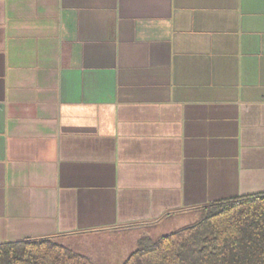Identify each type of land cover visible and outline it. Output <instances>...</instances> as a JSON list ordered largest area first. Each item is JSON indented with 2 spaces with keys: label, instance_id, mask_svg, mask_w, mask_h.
Segmentation results:
<instances>
[{
  "label": "crops",
  "instance_id": "0c3cea01",
  "mask_svg": "<svg viewBox=\"0 0 264 264\" xmlns=\"http://www.w3.org/2000/svg\"><path fill=\"white\" fill-rule=\"evenodd\" d=\"M259 192L264 0H0V243Z\"/></svg>",
  "mask_w": 264,
  "mask_h": 264
},
{
  "label": "trees",
  "instance_id": "16d2710c",
  "mask_svg": "<svg viewBox=\"0 0 264 264\" xmlns=\"http://www.w3.org/2000/svg\"><path fill=\"white\" fill-rule=\"evenodd\" d=\"M198 219L157 237L143 236L121 264H264V192L194 209ZM0 243V264H98L59 239Z\"/></svg>",
  "mask_w": 264,
  "mask_h": 264
},
{
  "label": "rangeland",
  "instance_id": "374dc122",
  "mask_svg": "<svg viewBox=\"0 0 264 264\" xmlns=\"http://www.w3.org/2000/svg\"><path fill=\"white\" fill-rule=\"evenodd\" d=\"M198 217L197 213H193L182 218L165 220L158 226L122 231L99 230L77 235H68L67 237L59 239V241L73 250L91 257L98 264H121L136 248L137 240L140 237H157L170 233L178 229L181 225L186 226L194 223Z\"/></svg>",
  "mask_w": 264,
  "mask_h": 264
}]
</instances>
